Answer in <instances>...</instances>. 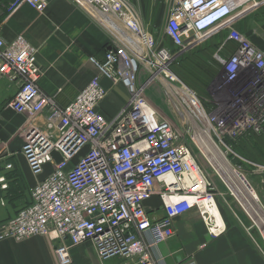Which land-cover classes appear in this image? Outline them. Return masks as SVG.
Segmentation results:
<instances>
[{
	"label": "built area",
	"instance_id": "1",
	"mask_svg": "<svg viewBox=\"0 0 264 264\" xmlns=\"http://www.w3.org/2000/svg\"><path fill=\"white\" fill-rule=\"evenodd\" d=\"M73 1L110 33L112 42L103 60L89 59L98 75L65 108L39 87L43 72L37 65L38 49L22 35L11 43L0 36V80L18 88L8 106L28 117L21 129L25 136L21 153L34 178L51 168L33 188L31 204L0 224V242L50 238L58 242L55 254L60 264H72L70 250L85 243L94 246L102 262L120 258L138 264H167L155 250L175 237L176 219L196 210L209 235L217 238L226 232L225 223L221 225L216 216L219 200L232 209L227 198H234L251 219L246 232L264 259V233L237 198L238 191L252 194L263 213L264 207L251 178L235 159L260 171L264 167L242 158L226 143L248 134L264 137V82L254 85L247 99L237 97L236 105L232 99L225 101L219 91L228 81H220L222 74L238 75L239 60L251 65L249 60L264 59L252 55L256 46L234 27L241 14L263 2L166 0L164 29L156 37L144 28L141 14L129 0ZM48 5L49 0H11L7 13L14 15L28 6L44 14ZM221 28L228 29V40L236 49L226 55L223 46L214 55L220 67L217 76L221 75L213 85L212 98L206 101L171 67ZM165 38L178 49L175 53L162 45ZM103 80L124 87L129 95L121 113L112 118L99 110L109 94ZM154 84L163 88L176 119L161 113L147 98ZM238 95L243 98L242 93ZM43 113L47 117L40 126L36 119ZM207 138L238 180L216 174L223 192L201 163L216 173L204 151L209 149ZM53 152L62 156L61 163L55 161ZM208 155L220 164L217 153L208 150ZM2 167L10 172L14 166H2L0 161V195L10 188ZM155 195L164 212L160 220L152 219L146 210ZM255 229L258 238L252 234ZM181 264L197 262L192 258Z\"/></svg>",
	"mask_w": 264,
	"mask_h": 264
},
{
	"label": "crops",
	"instance_id": "2",
	"mask_svg": "<svg viewBox=\"0 0 264 264\" xmlns=\"http://www.w3.org/2000/svg\"><path fill=\"white\" fill-rule=\"evenodd\" d=\"M10 1L0 0V36L6 43H11L22 35L38 49L37 65L43 72L39 87L44 94L54 98L60 107H67L98 75L89 59H104L111 47L110 33L73 0H49L44 14L23 6L14 15L7 13ZM260 1L263 4L241 14L234 22V27L264 51V0ZM228 36V29L221 28L201 46L214 42L218 46L215 54L226 44L231 49L233 45ZM229 51L226 47L223 50L226 55ZM102 85L109 90V94L99 110L112 118L121 113L129 95L124 87H113L107 80H103ZM160 86L154 84L147 91V98L164 114L160 107L163 105ZM17 92L16 85L0 80V161L2 166L7 163L14 166L10 172L1 168L9 180L10 188L0 195V224L29 206L36 183L51 173V168L47 167L43 176L34 178L21 153L25 142L21 129L28 117L15 113L8 106ZM46 117L47 113L40 115L36 124L44 125ZM260 173L254 171L253 179L260 180L257 178ZM262 191L260 195L264 200ZM146 210L154 220L164 217L162 203L157 195L146 203ZM234 228H228L220 237H211L199 214L193 210L176 219L175 237L158 246L155 254L165 258L167 264H181L192 258L197 264H264L245 233ZM57 244L47 237H34L22 242L2 241L0 264H60L55 254ZM70 255L72 264H138L137 260L120 258L102 262L91 243L72 248Z\"/></svg>",
	"mask_w": 264,
	"mask_h": 264
},
{
	"label": "rangeland",
	"instance_id": "3",
	"mask_svg": "<svg viewBox=\"0 0 264 264\" xmlns=\"http://www.w3.org/2000/svg\"><path fill=\"white\" fill-rule=\"evenodd\" d=\"M137 9V11L141 14V17L143 19V25L144 28L150 32H152L155 35H158L157 37H159L164 29V25H165V17H166V11L168 9V4L166 2V0H129ZM147 23L149 25H147ZM165 40L162 41V45H164ZM167 42V41H166ZM167 47V46H165ZM170 47V44H169ZM209 47H211V49H208ZM214 47H216V44L214 42H210L208 44H205L203 46L204 49H207L206 51V55L207 57H211V61H208L209 64L208 66L213 67L215 70L217 69V66L215 65L214 61H213V56L217 51L214 49ZM203 50V49H202ZM215 50V51H214ZM249 62L251 63V65H249L251 68L250 69H246V70H251V73H253V71L255 72L254 74H256L255 77L252 78V85L251 87H253L254 85H258L261 82H264V59H256V60H249ZM235 69L234 67H230L228 70L230 72H233L232 70ZM246 70L244 73H246ZM219 73V70L217 69V75ZM250 73V74H251ZM221 75V74H220ZM219 75V77H220ZM224 76V81H226V87H229V89L231 90V92H234V97H238V99H247L248 97L242 93V91H239L237 88L238 84H236V82L238 81L237 76L238 75H234V74H222ZM225 76H227V78L225 79ZM216 76L215 80L213 81V83L210 84V86L208 87V92L210 93V95L213 93V85L215 83H217V81H219V77ZM219 83V82H218ZM236 89V90H235ZM160 90L162 92V100H163V105H160V107L162 108V110L169 115V117H172L174 119H176V116L173 112V109L170 107V105L167 103V100L163 94V88L160 86ZM229 90V91H230ZM239 91V92H238ZM242 93L243 94V98L239 97L238 94ZM209 97L204 98V100H210L212 98V95ZM232 100H235L234 98H232ZM241 100V101H242ZM155 106V105H154ZM257 139L259 141H247L243 143V146L245 145H251L253 147L259 146L260 144H262L264 146V139H259V138H254ZM246 149L248 150L249 148L246 147ZM255 150H253L254 153ZM247 152V151H246ZM247 159L250 158V160L252 159L253 155H246ZM257 158V157H256ZM258 161H261L262 164H256L258 166H263L264 167V158L263 156H258ZM249 160V161H250ZM202 165L205 167V169L208 171V173L211 176V179L217 184L216 188L219 191H223L222 189V185L221 182L217 179V175L216 173L213 172V169L211 170V168H209L207 166L206 163H204L203 161H201ZM253 163V162H252ZM244 171L247 173V175L249 176V178H251V182L254 186V188L256 189V192L261 200L262 205L264 206V200L262 198V196L260 195V191L263 190L262 192H264V187H263V183H264V171H261V173L259 174V177H257L260 180H256L253 179V173L254 171H260L257 167L250 165V164H245V166H243ZM231 208L230 209L228 205H226L223 201H220V206L223 210L226 211V216H227V224L230 225L231 227H235L234 229H237L243 233H245V235L247 236L248 240L250 241V237L247 235L246 229H248L247 227H250L252 225L251 219L249 218V216L245 213V211L240 207V205L238 203H236L234 201V198H227ZM261 208V206H260ZM235 211V212H234ZM236 213V214H235ZM232 217V218H231ZM253 236L255 238H258V234L259 231L257 229L253 230ZM251 242V241H250ZM251 244L253 245V243L251 242Z\"/></svg>",
	"mask_w": 264,
	"mask_h": 264
},
{
	"label": "trees",
	"instance_id": "4",
	"mask_svg": "<svg viewBox=\"0 0 264 264\" xmlns=\"http://www.w3.org/2000/svg\"><path fill=\"white\" fill-rule=\"evenodd\" d=\"M7 14V13H6ZM157 36V35H156ZM167 41V42H166ZM233 45V48H229V46L226 44V48L232 52L236 49V44L231 42ZM170 44V47H169ZM164 46H167L171 49L172 53H175L178 49L173 45V43L169 39H165ZM204 46V45H203ZM203 46L197 47L190 52L184 54L177 62H175L171 69L172 71L179 77L180 80H182L188 87H190L194 92L198 94L199 97L202 99L209 97L210 93L208 92V87L211 83L216 79L217 76V69L219 70L220 67L218 66L217 62L214 60L215 65L217 66V69L215 70L213 67L208 66L209 62L211 61V57H207L206 51L207 49H204ZM218 46L214 47L216 50ZM203 49V50H202ZM208 49H211L209 47ZM218 49V48H217ZM254 138L264 139V137L256 136L255 134H248L238 140L232 141L230 139L226 140V143L242 158L246 160L247 155H253L252 159L250 160L253 163L256 164H262L261 161H258V156H263L264 158V146L260 144L259 146L253 147L250 144L246 145L248 150L246 149L245 145L243 146V143L247 141H259ZM260 142V141H259ZM253 150L254 153H253ZM247 151V152H246ZM257 157V158H256ZM235 162L237 164H242L245 166L246 163L242 162L239 159H235ZM221 213L227 222V216L226 211L221 210ZM232 218V217H231ZM227 228H231L230 225L227 224Z\"/></svg>",
	"mask_w": 264,
	"mask_h": 264
},
{
	"label": "bare ground",
	"instance_id": "5",
	"mask_svg": "<svg viewBox=\"0 0 264 264\" xmlns=\"http://www.w3.org/2000/svg\"><path fill=\"white\" fill-rule=\"evenodd\" d=\"M252 55H262V56H264V51H262L259 48H257L256 52L255 53L253 52ZM242 56H244V55H242ZM237 64H238L239 67H238V70H237V73H236V74H238V76H237L238 81L236 82V84H238V86H237L236 89H238V90L240 89V91H242V93L245 92V95L248 96V94L251 92V89H252V87H251L252 78L255 77L256 74H254L255 73L254 71H253V73H251V70H246V69H250L251 68L249 66L248 62L246 63L243 60H239V62ZM245 70H246V73H244ZM226 78H227V76H225V79ZM223 80H224V76L220 77V81H223ZM216 88L219 90L220 89V85L217 84ZM229 90H230L229 87L225 86V88H223L222 90H219L220 91V95L225 99V101H227V99L230 100V99L234 98L235 100H233V103H234V105H236L237 97L232 96L231 90L230 91ZM206 143H207L208 148H209L208 150H211L215 154L217 153L219 155V157H220V160H221L220 164L218 162H215L208 155V150H204L206 155L208 156L209 160L211 161L216 174L217 175H221L223 177L232 176V177H234L237 180L235 173L228 168V164L225 161L226 160L225 157L222 154L220 155V151L218 150L216 145L213 143V141L210 140L209 138H207V142ZM240 189H242L241 186H240ZM237 198L239 199L241 204L244 206V208L246 209V211L250 215V217L254 220V222L257 225L260 226L262 232L264 233V213L262 211V208H260V203L256 200V198L254 196H252V194H250L249 192H246L245 190L238 191ZM216 216H217L218 222L221 225H223V221L224 220H223V217H222V215H221L219 210L216 211Z\"/></svg>",
	"mask_w": 264,
	"mask_h": 264
},
{
	"label": "water",
	"instance_id": "6",
	"mask_svg": "<svg viewBox=\"0 0 264 264\" xmlns=\"http://www.w3.org/2000/svg\"><path fill=\"white\" fill-rule=\"evenodd\" d=\"M53 157L57 163H61L63 161L62 156L57 152H53Z\"/></svg>",
	"mask_w": 264,
	"mask_h": 264
}]
</instances>
